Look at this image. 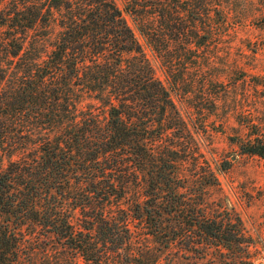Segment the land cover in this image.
Returning <instances> with one entry per match:
<instances>
[{"label": "trees", "instance_id": "16d2710c", "mask_svg": "<svg viewBox=\"0 0 264 264\" xmlns=\"http://www.w3.org/2000/svg\"><path fill=\"white\" fill-rule=\"evenodd\" d=\"M214 6L127 0L124 11L169 71L173 42L193 51ZM124 11L0 0V264H157L176 244L203 255L252 245L239 217L192 193L188 126ZM236 141L264 162V132Z\"/></svg>", "mask_w": 264, "mask_h": 264}, {"label": "rangeland", "instance_id": "374dc122", "mask_svg": "<svg viewBox=\"0 0 264 264\" xmlns=\"http://www.w3.org/2000/svg\"><path fill=\"white\" fill-rule=\"evenodd\" d=\"M114 1L124 11L127 0ZM212 2L216 6L206 16L211 20L201 34L204 39L192 42L193 51L173 42L169 71L135 18L125 11L124 16L156 77L173 87L172 98L188 126L186 146L194 158L182 173L192 193L205 191L202 205L211 214L239 217L252 245L243 252L220 255L212 248L203 255L201 250L187 253L176 244L157 264H264V162L243 154L236 141L264 132V0ZM210 173L217 178L214 185Z\"/></svg>", "mask_w": 264, "mask_h": 264}]
</instances>
